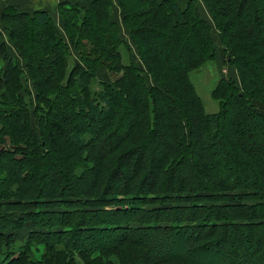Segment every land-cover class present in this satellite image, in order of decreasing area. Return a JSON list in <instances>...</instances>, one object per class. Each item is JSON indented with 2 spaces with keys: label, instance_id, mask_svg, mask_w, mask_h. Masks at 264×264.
<instances>
[{
  "label": "trees",
  "instance_id": "obj_1",
  "mask_svg": "<svg viewBox=\"0 0 264 264\" xmlns=\"http://www.w3.org/2000/svg\"><path fill=\"white\" fill-rule=\"evenodd\" d=\"M58 12L64 35L47 12L1 14L21 59L0 44V202L32 244L0 264H264V0H71ZM213 32L240 86L218 80L207 113L190 74L217 57ZM102 71L111 82L94 91ZM152 139L158 158L145 155Z\"/></svg>",
  "mask_w": 264,
  "mask_h": 264
},
{
  "label": "rangeland",
  "instance_id": "obj_2",
  "mask_svg": "<svg viewBox=\"0 0 264 264\" xmlns=\"http://www.w3.org/2000/svg\"><path fill=\"white\" fill-rule=\"evenodd\" d=\"M182 2L184 3V6L186 7L185 2L184 1H182ZM252 4H253V6L256 7L257 3L255 2V3H252ZM115 6H116V4L114 5V8H115ZM9 8L10 7L6 8V9H9ZM6 9L1 11V14ZM204 11L206 12V9H204ZM114 13L115 12H113V14ZM1 14H0V27H1V31H4V36H5V39L7 41L6 42V47H8L10 49V51H12L11 55L16 57L17 60H19L21 58H20V55H19L18 51L14 48V46L9 41L8 31H9V29L11 27V24H9V23L6 24L4 21H2ZM118 16L121 17L119 14H118ZM118 16H117V14H114L113 15V20L115 19L116 21H119L121 23V18L118 19ZM205 16H206V14H205ZM59 21H60V26H61L62 19H61L60 15H59ZM210 23L212 24V21ZM119 27H120V30L122 29L121 30V38L125 39L128 42H131L129 35L124 30L122 24ZM4 28H5V30H4ZM62 29H63V27H62ZM216 34H215V32H213V35H214L215 41H216L215 49H216V56L217 57H215L214 61L206 64L200 70L194 71V72H192L190 74V78H191V81H192V83L194 85L195 91H196L198 97L203 102V105L205 107V111L207 113H214V112H217L219 110V103L216 100H213L211 98V92L214 89V87H215L216 83L218 82V80H220L221 78H226V79L232 80L236 84L237 87L240 86V81H239V77H238L237 71L233 67H229V65L227 64L226 60H225V62L223 61V56H222L223 52H222V47H221L222 42H221L219 34L218 33H216ZM37 35H38V30H33L30 33V41L34 40V38H36ZM2 38H3V36L0 33V41H2ZM131 50L134 51L133 52L134 56L137 57L138 54H137L136 50L133 49L132 46H131ZM72 53L74 54V58H76L75 53L73 51H72ZM123 54H124V58L128 60L127 54H125V52ZM2 67H3V63L0 62V69ZM250 67H251V65H250ZM141 68H143L142 65H141ZM144 77H145L146 84H147L148 88H152V87H157L158 88V86L155 84V82H153L150 79V77H148L145 73H144ZM24 80L26 82V84H24V87L28 86L27 87L28 91L33 93L34 90H33V87L31 86L30 81L28 79H24ZM261 80H264V78H262ZM94 81L95 82H94L92 87H93V90L96 91V90L100 89V87H98L100 82L110 83L111 82V78H110V76L108 75V73L106 71H102V72H99L96 75ZM34 93H35V91H34ZM31 100L33 101V103H32V111H31V114H30V123H31V126L33 128H36L38 130L35 114L33 112V110H35V108H36V103H35L34 97H31ZM254 107H256L257 112H259V113L261 112L260 105L258 103H254ZM132 118H133V116L130 115L129 117L124 119V121L121 124L119 130L116 132L115 137H113L112 139H110L107 142V144H108L107 146H110L113 141H116V140L120 139L123 136V134L126 132V130L128 128V125H129L130 121L132 120ZM248 131H250V130H248L247 128H243V132H248ZM263 133H264V130H263ZM251 139H252L251 142L254 143V144L255 143L256 144H261L262 143V141L259 140L258 138H253L252 137ZM263 139H264V137L262 138V140ZM155 141H156L155 139H152L150 141L149 146H150L151 149H150L149 152L148 151H147V153L145 152V155L149 156V154H151V152H152L154 154V156H156L158 158V157H160L162 155V152H160V150L159 151H153L154 150L153 148L155 146L152 147L151 143L153 142L155 144ZM62 177H64V175H62V174H61V176L59 175L58 177H56L57 181H60L62 179ZM117 181H118V179H117ZM46 183L49 184L48 181H46ZM3 204H4V200H1V202H0V227L2 229H4V230L0 229V233L3 236V238L0 239V261L3 258H5V257L8 258V255L10 253H12V255L13 254H19L21 252V248L24 249L26 247V245H29V244L31 245L32 244L28 240V233H29V231L31 229L30 227L26 226L23 230L16 231V232L12 231L10 229V227H9L10 225L8 223L10 221H12L13 217L16 218V219L19 218L20 217L19 216L20 212L17 211L18 213H15L16 211L13 208H8V207L4 206ZM69 240L71 242H73V243H76L74 237L73 238H69ZM87 243L88 242H86L85 245ZM90 244H92V243H90ZM90 244H88V245H90ZM161 250L163 252L165 251L163 248H161ZM37 257L38 256L33 255V259L34 260H36ZM46 258L47 257H45L44 260ZM245 264H253V261L252 260L250 261L247 258V261H245Z\"/></svg>",
  "mask_w": 264,
  "mask_h": 264
},
{
  "label": "crops",
  "instance_id": "obj_3",
  "mask_svg": "<svg viewBox=\"0 0 264 264\" xmlns=\"http://www.w3.org/2000/svg\"><path fill=\"white\" fill-rule=\"evenodd\" d=\"M64 2H71V0H0V14H1V11H3L4 9H6L8 7L15 9L17 12L26 13V14H30V15L35 13V12L44 11V12H47L53 18L56 26L58 27V30L60 31V33L62 35H64L63 29L61 27L62 25L60 26L59 12H58V6ZM180 6L182 8L185 7L184 3L182 1L180 3ZM116 9H117V6H116ZM117 12L119 14L118 9H117ZM201 14H202V16L206 14L204 9L201 10ZM119 18L120 17H118V19ZM118 23H119V25H121V23L119 21H118ZM0 33L3 36L2 41H0V44L3 42L6 43L7 41L5 39L4 32L1 31V27H0ZM128 44H130V46H131V42H128ZM11 52L12 51H10V54H11ZM1 59H2V55L0 52V62H1Z\"/></svg>",
  "mask_w": 264,
  "mask_h": 264
}]
</instances>
